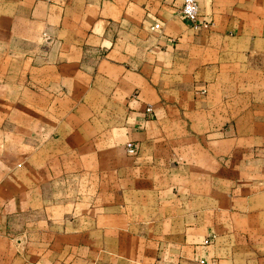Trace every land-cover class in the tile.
I'll return each mask as SVG.
<instances>
[{"label": "crops", "instance_id": "0c3cea01", "mask_svg": "<svg viewBox=\"0 0 264 264\" xmlns=\"http://www.w3.org/2000/svg\"><path fill=\"white\" fill-rule=\"evenodd\" d=\"M182 4L0 0V264H264V0Z\"/></svg>", "mask_w": 264, "mask_h": 264}, {"label": "built area", "instance_id": "2783aa9c", "mask_svg": "<svg viewBox=\"0 0 264 264\" xmlns=\"http://www.w3.org/2000/svg\"><path fill=\"white\" fill-rule=\"evenodd\" d=\"M200 1L201 0H183L182 8H181V15L183 19L193 26H199L201 22V13H200ZM204 23V22H203ZM206 23V22H205ZM204 23V24H205ZM207 24V23H206ZM160 24L157 23L153 28H159ZM147 113L149 117H153L154 115V108L153 106L149 105L147 107ZM126 150L129 155H135L137 153L138 147L135 141L130 140L126 144ZM205 244L212 243V239H206L204 241ZM200 264H220L218 259L216 258H199Z\"/></svg>", "mask_w": 264, "mask_h": 264}]
</instances>
